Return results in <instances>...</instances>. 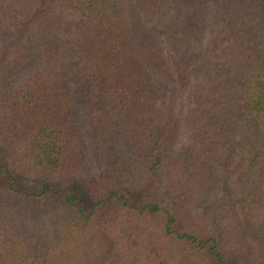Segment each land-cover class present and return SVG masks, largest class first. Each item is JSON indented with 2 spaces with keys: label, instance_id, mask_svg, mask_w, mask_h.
I'll return each mask as SVG.
<instances>
[{
  "label": "trees",
  "instance_id": "1",
  "mask_svg": "<svg viewBox=\"0 0 264 264\" xmlns=\"http://www.w3.org/2000/svg\"><path fill=\"white\" fill-rule=\"evenodd\" d=\"M255 250L264 0H0V264Z\"/></svg>",
  "mask_w": 264,
  "mask_h": 264
},
{
  "label": "rangeland",
  "instance_id": "2",
  "mask_svg": "<svg viewBox=\"0 0 264 264\" xmlns=\"http://www.w3.org/2000/svg\"><path fill=\"white\" fill-rule=\"evenodd\" d=\"M145 21L151 25L155 24V22H153V20H150L149 18H145ZM252 258L255 264H264V251L255 250Z\"/></svg>",
  "mask_w": 264,
  "mask_h": 264
}]
</instances>
